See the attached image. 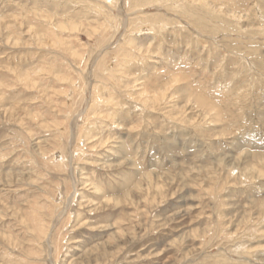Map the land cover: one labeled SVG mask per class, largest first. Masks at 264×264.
Wrapping results in <instances>:
<instances>
[{
    "label": "rangeland",
    "instance_id": "obj_1",
    "mask_svg": "<svg viewBox=\"0 0 264 264\" xmlns=\"http://www.w3.org/2000/svg\"><path fill=\"white\" fill-rule=\"evenodd\" d=\"M0 264H264V0H0Z\"/></svg>",
    "mask_w": 264,
    "mask_h": 264
},
{
    "label": "bare ground",
    "instance_id": "obj_2",
    "mask_svg": "<svg viewBox=\"0 0 264 264\" xmlns=\"http://www.w3.org/2000/svg\"><path fill=\"white\" fill-rule=\"evenodd\" d=\"M130 43H132V42H130ZM96 96H97V95H96ZM96 96H95V97H96ZM93 118H94V117H93Z\"/></svg>",
    "mask_w": 264,
    "mask_h": 264
}]
</instances>
